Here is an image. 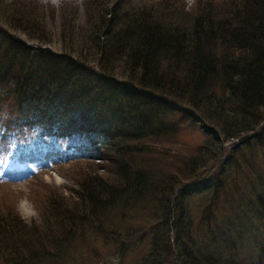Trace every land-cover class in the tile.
<instances>
[{
    "label": "trees",
    "instance_id": "16d2710c",
    "mask_svg": "<svg viewBox=\"0 0 264 264\" xmlns=\"http://www.w3.org/2000/svg\"><path fill=\"white\" fill-rule=\"evenodd\" d=\"M100 1L97 27L92 14L76 27L77 41L94 28L87 58L24 44L9 31L46 42V29L0 8V172L42 134L56 167L109 151L115 164L78 176L40 223L1 213L0 264H264V0H160L115 26L117 0ZM185 121L203 140L158 154Z\"/></svg>",
    "mask_w": 264,
    "mask_h": 264
},
{
    "label": "rangeland",
    "instance_id": "374dc122",
    "mask_svg": "<svg viewBox=\"0 0 264 264\" xmlns=\"http://www.w3.org/2000/svg\"><path fill=\"white\" fill-rule=\"evenodd\" d=\"M159 1L160 0H117L116 7L113 9L114 21L112 22V26L128 23L134 17L139 15L142 10L144 11L146 7L155 6ZM177 1L187 6V0ZM200 1L202 0H195L194 5ZM169 2L170 0H162L161 7H164ZM51 6H58L59 12H54L53 14L52 10H50ZM1 7L3 20L14 19L18 21L17 17L15 18L8 15L9 13L17 12L20 14V17L22 16V23L31 24L40 35L43 36L44 29H46L47 36L50 40L46 42H39L36 39L29 38L22 31H9L17 36L24 44H28L32 48H47L51 53L64 52L68 50L72 53H69L70 55L76 56L77 58L91 57V50H88L87 47L84 50L83 45L86 43H81V41L84 38L85 41L88 42L91 38L90 33L94 29L93 26L97 27L99 21L102 20L99 13L101 10L100 0H0V8ZM87 14L93 15V21H95V24L90 28L89 32L86 26L80 39L77 41L75 36L76 27L80 26L81 20ZM41 15H44L41 22V24H44L42 27L40 26ZM60 20H63V23ZM69 21L72 23V27L69 30L71 38L70 41L74 44L73 47L68 44V40L65 41V39L69 38V35L63 32V30L67 28V26L64 25ZM82 26H84V24H81V27ZM13 107L12 103L4 105V108L7 111ZM260 123L261 122H259L258 125H260ZM203 135L204 133L200 130L198 125L191 126L187 124V121H185L182 123L175 136L159 142L163 148L158 150L157 153L160 154L164 148H172L176 157L177 154H180L181 152L198 144V141L202 140ZM237 140L238 139L234 138L224 142L221 154L211 160L200 171V174L202 173V178L193 182L202 180L208 182L209 175L212 171L216 170L220 161L229 153V151L231 152L229 146H236ZM110 154L111 151L106 153L101 158H94L93 160H79L59 167L42 163L34 169L31 174L35 175L29 179L2 182L0 184V214H15V216L19 217L26 223H40L42 220L40 213L46 207V204H48L50 199H58L60 194L69 195L70 199L74 198L75 191L78 189V176L91 171H97L105 175L112 174L115 164L107 160V157ZM259 162L260 161L257 159V163ZM179 187L181 186H177V188ZM21 201L27 202L29 210L34 213L33 216L28 217L27 219L22 218L19 210ZM191 205L194 209H196L197 204L195 203V200H193V204ZM135 215L137 216L135 217L137 221H147L143 217H140L137 214ZM111 223L118 224L116 219ZM75 246L77 247L76 243ZM71 259L73 260L72 257ZM112 260L113 262H116L117 258L113 256Z\"/></svg>",
    "mask_w": 264,
    "mask_h": 264
},
{
    "label": "clouds",
    "instance_id": "9594fccd",
    "mask_svg": "<svg viewBox=\"0 0 264 264\" xmlns=\"http://www.w3.org/2000/svg\"><path fill=\"white\" fill-rule=\"evenodd\" d=\"M194 3H195V0H187V6L189 8H191V6L194 5ZM19 210H20L22 218L27 219L28 217H31L34 215V213L29 210V206L26 201H21L19 205Z\"/></svg>",
    "mask_w": 264,
    "mask_h": 264
}]
</instances>
